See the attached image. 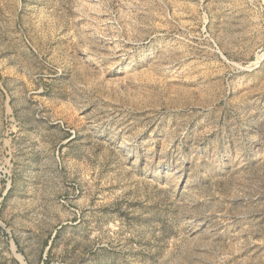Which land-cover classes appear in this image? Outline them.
Returning a JSON list of instances; mask_svg holds the SVG:
<instances>
[{
	"label": "rangeland",
	"instance_id": "obj_1",
	"mask_svg": "<svg viewBox=\"0 0 264 264\" xmlns=\"http://www.w3.org/2000/svg\"><path fill=\"white\" fill-rule=\"evenodd\" d=\"M0 264H264V0H0Z\"/></svg>",
	"mask_w": 264,
	"mask_h": 264
}]
</instances>
